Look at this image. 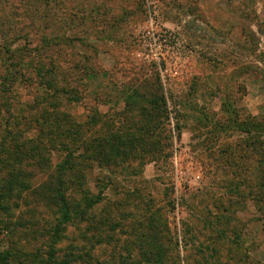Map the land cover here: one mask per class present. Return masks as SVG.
Returning <instances> with one entry per match:
<instances>
[{"label":"rangeland","instance_id":"rangeland-1","mask_svg":"<svg viewBox=\"0 0 264 264\" xmlns=\"http://www.w3.org/2000/svg\"><path fill=\"white\" fill-rule=\"evenodd\" d=\"M246 120L264 121V0H0L2 156L51 121L71 126L65 144L146 122L159 144L121 165L83 163L90 190L104 188L96 211L107 205L118 227L85 243L71 226L58 246H88L75 264H137L144 228L162 264H264V197L251 191L261 169L246 146L264 133L242 131ZM47 155L61 160L57 146ZM5 201L0 254L30 264L37 243L16 225L25 207L12 217Z\"/></svg>","mask_w":264,"mask_h":264},{"label":"trees","instance_id":"trees-1","mask_svg":"<svg viewBox=\"0 0 264 264\" xmlns=\"http://www.w3.org/2000/svg\"><path fill=\"white\" fill-rule=\"evenodd\" d=\"M8 53L13 56L9 51ZM236 122L237 126L248 134H253L254 130L264 133V121ZM44 125L33 139L22 138L21 140L18 136H13L12 152L7 149L5 156H2L0 150V164L12 167L8 171L0 168V173L9 176L8 179H3L0 185V199L4 207V201L12 197L14 213L12 217L16 215L15 209L18 210L22 205L25 207L16 225L24 226L22 232L24 231L26 236L27 233L30 234L37 243V246L32 249L34 251L24 254V258L28 259L30 264H75L80 259V256L76 255L78 252L76 248L86 250L88 246L84 245L80 249L79 243H76L77 238L72 240L66 246L67 248H62L68 249L66 253H63L64 250L58 246L64 239H69L67 232L71 226L79 227L77 228L80 229L78 238L84 240L85 243L94 239L101 243L99 238L101 239L105 229L111 230L118 227L111 221V212L107 205L96 211V207L105 201L104 188L101 187L98 193L90 190L83 163L91 161L101 166L121 165L124 162L144 157L143 154L148 152L158 151L159 144L149 139L151 127L148 122L140 124L139 128L133 131L126 132H121L124 127L120 124L116 128L118 130L116 135L95 136L88 141H72L71 144L59 142L60 139L66 138V133L70 131L71 126L66 128L52 121ZM107 128L108 130L113 129L110 124ZM76 129L78 132L79 126ZM100 133L101 131L98 130L97 134ZM53 134L56 139H51ZM58 137H60L59 140H57ZM252 138L246 141V146L252 147L257 152L258 159H256L261 173L256 178V187L251 191L254 195L256 191L264 197V152H259L264 145V139L260 141L261 136H258L253 143ZM6 139L4 138L1 146L6 147ZM80 145H83L84 153L77 154L76 151L80 149ZM48 146L52 148L57 146L61 153L60 162L54 166L49 163L50 159L48 161ZM26 160L31 161L33 169L25 170ZM37 165H41V168ZM41 172H44L45 179L34 185L36 176ZM5 202L8 203V201ZM44 211L46 216L43 214ZM85 222L87 226L82 228L80 225ZM148 229L144 228L141 233L137 234L141 236L138 240L140 260L137 264H162L164 262L163 250H160L158 239L150 237ZM103 238L108 239V236ZM45 246L48 250L46 252H44ZM94 246L93 243L91 248ZM59 251L63 254L61 258L58 255ZM9 256V253L0 254V264H10ZM12 259L17 258L12 256Z\"/></svg>","mask_w":264,"mask_h":264}]
</instances>
